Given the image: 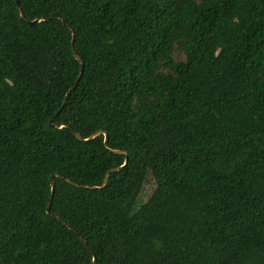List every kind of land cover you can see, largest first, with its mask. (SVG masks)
Returning a JSON list of instances; mask_svg holds the SVG:
<instances>
[{
	"label": "trees",
	"instance_id": "1",
	"mask_svg": "<svg viewBox=\"0 0 264 264\" xmlns=\"http://www.w3.org/2000/svg\"><path fill=\"white\" fill-rule=\"evenodd\" d=\"M19 5L0 0V264H264V0Z\"/></svg>",
	"mask_w": 264,
	"mask_h": 264
},
{
	"label": "water",
	"instance_id": "2",
	"mask_svg": "<svg viewBox=\"0 0 264 264\" xmlns=\"http://www.w3.org/2000/svg\"><path fill=\"white\" fill-rule=\"evenodd\" d=\"M16 6H17V9H18V11H19V13H20V16L24 18V16H23V12H22V10H21V8H20V5H19V0H16ZM57 20H59L60 22L63 23V21H62L61 19H57ZM35 21H39V19H36ZM31 23H32V21H31ZM73 38H74V34H73V32H72L71 48H72V45H73ZM72 50H73V48H72ZM73 55H74V57H75V58L81 63V65H83V62L81 61V59L79 58V56H78L74 51H73ZM80 75H81V72L79 73V75H78V77H77L76 80L79 79ZM74 87H75V83L72 85L71 90L74 89ZM68 94H69V91L65 94V96H64V98H63V100H62L61 107L64 105V103H65V101H66V99H67ZM59 110H60V108H59V109L55 112V114H54V115H53V116L47 121L48 125H49L50 127H56V128L70 127V126H69L68 124H66V123H62V122H54V117L58 114ZM72 132L74 133L75 137H76L77 139L81 140V141H88V140H91V139L97 137V136L100 135V134H103V144H104L105 147H107L108 136H107V133H106L105 131H103V130H98V131L94 132L93 134H91L90 136L85 137V138L81 137V135H80L76 130H74V129H72ZM109 150L112 151V152H115V153H123V154L126 155V151H124V150H116V149H109ZM125 161H126V160H125ZM113 170H116V169H113ZM53 175H55V176H60V175L57 174V173H55V174H53ZM53 175L50 176L51 194L53 193V189H54V183H53V181H52V176H53ZM107 177H108V173L105 174V177H104V179H103V181H102V184H101L100 186L91 185V186H82V187H84V188H90V189H95V188H101V187H104V186L106 185V182H107ZM47 213H51V212H50V201H49L48 204H47ZM80 238H81V237H80ZM81 239H82V238H81ZM82 240H83V239H82ZM92 264H94V258H93V262H92Z\"/></svg>",
	"mask_w": 264,
	"mask_h": 264
},
{
	"label": "rangeland",
	"instance_id": "3",
	"mask_svg": "<svg viewBox=\"0 0 264 264\" xmlns=\"http://www.w3.org/2000/svg\"><path fill=\"white\" fill-rule=\"evenodd\" d=\"M154 187H155L154 179L151 175H148L145 183L143 184L141 193L139 195V200L141 201L146 200V198L150 195Z\"/></svg>",
	"mask_w": 264,
	"mask_h": 264
}]
</instances>
